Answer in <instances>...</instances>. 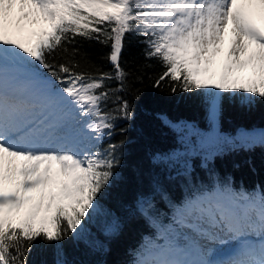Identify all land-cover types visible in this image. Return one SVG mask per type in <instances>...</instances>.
<instances>
[{
	"label": "snow or ice",
	"instance_id": "snow-or-ice-1",
	"mask_svg": "<svg viewBox=\"0 0 264 264\" xmlns=\"http://www.w3.org/2000/svg\"><path fill=\"white\" fill-rule=\"evenodd\" d=\"M129 37L164 69L153 87L199 92L206 109L203 129L161 117L183 133L182 149L157 163L235 143L217 127L224 103L264 101V0H0V264H28L37 242L52 248V264H69L68 240L107 251L88 225L121 163L123 142L105 140L133 119ZM86 43L109 48L108 70H82ZM240 139L247 150L264 148V131ZM151 207L140 204L142 213ZM156 227L132 264H264V187L196 189ZM117 232L115 223L102 229ZM173 243L200 258L158 259Z\"/></svg>",
	"mask_w": 264,
	"mask_h": 264
},
{
	"label": "trees",
	"instance_id": "trees-1",
	"mask_svg": "<svg viewBox=\"0 0 264 264\" xmlns=\"http://www.w3.org/2000/svg\"><path fill=\"white\" fill-rule=\"evenodd\" d=\"M84 48L91 59L82 61V70H89L92 65L105 71L111 67L105 58L109 48L96 43H86ZM123 61L138 90L125 96L132 106L133 119L121 120L112 136L113 143L123 142L121 163L111 186L100 198V213L88 225L92 237L98 238L107 251L92 252L83 244L65 241L69 264H125L143 235L150 230L154 222L152 216L163 217L169 205L183 198L184 191L204 174L199 166L185 170L173 161L156 162L161 157L159 153L176 143L175 134L161 119L162 115L171 120H193L200 127H207L202 95L199 92L172 94L168 86L153 87L164 69L156 61L145 59L143 45L135 38L129 37ZM218 123L223 132L238 126H264V101H258L252 107L227 101ZM215 162L216 172L231 173L235 180L240 179L245 184L259 181L264 187V148L238 150L221 159L216 158ZM142 202L151 204L147 211L152 216L141 212ZM113 223L118 226V232L113 236L103 235L102 229ZM52 261V248L42 242H37L28 256V264H52Z\"/></svg>",
	"mask_w": 264,
	"mask_h": 264
},
{
	"label": "rangeland",
	"instance_id": "rangeland-1",
	"mask_svg": "<svg viewBox=\"0 0 264 264\" xmlns=\"http://www.w3.org/2000/svg\"><path fill=\"white\" fill-rule=\"evenodd\" d=\"M174 124V123H173Z\"/></svg>",
	"mask_w": 264,
	"mask_h": 264
}]
</instances>
